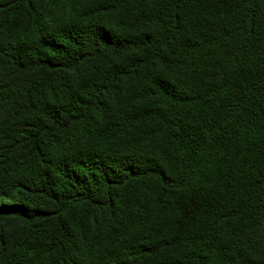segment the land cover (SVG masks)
Here are the masks:
<instances>
[{
    "label": "trees",
    "instance_id": "trees-1",
    "mask_svg": "<svg viewBox=\"0 0 264 264\" xmlns=\"http://www.w3.org/2000/svg\"><path fill=\"white\" fill-rule=\"evenodd\" d=\"M0 264H264V0H0Z\"/></svg>",
    "mask_w": 264,
    "mask_h": 264
}]
</instances>
